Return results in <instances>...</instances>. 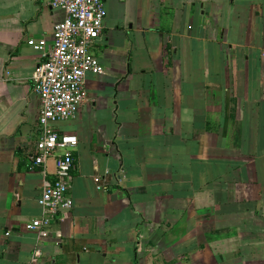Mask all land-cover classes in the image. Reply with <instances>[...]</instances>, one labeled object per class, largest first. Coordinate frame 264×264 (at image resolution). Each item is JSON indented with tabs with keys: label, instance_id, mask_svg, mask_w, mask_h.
<instances>
[{
	"label": "crops",
	"instance_id": "crops-1",
	"mask_svg": "<svg viewBox=\"0 0 264 264\" xmlns=\"http://www.w3.org/2000/svg\"><path fill=\"white\" fill-rule=\"evenodd\" d=\"M104 2L106 71L53 123L78 138L74 206L42 237L32 80L65 11L0 0V264H264V0Z\"/></svg>",
	"mask_w": 264,
	"mask_h": 264
},
{
	"label": "built area",
	"instance_id": "built-area-1",
	"mask_svg": "<svg viewBox=\"0 0 264 264\" xmlns=\"http://www.w3.org/2000/svg\"><path fill=\"white\" fill-rule=\"evenodd\" d=\"M54 8L63 9L65 17L54 27L53 45L45 51V59L33 74V90L39 97L40 137L30 155L34 166H44L57 154L55 178L43 187L38 200L41 217L27 222L28 230L48 237L52 222L62 211L74 206L71 195V173L74 168L72 150L78 143L74 134L53 127L60 120L75 118L87 100L86 76L106 70L91 48L101 35L107 14L104 0H51ZM29 44L45 50L44 40ZM40 254L35 252V257Z\"/></svg>",
	"mask_w": 264,
	"mask_h": 264
}]
</instances>
